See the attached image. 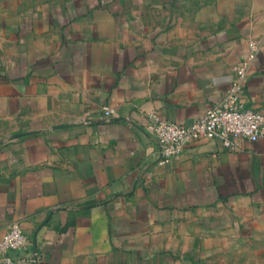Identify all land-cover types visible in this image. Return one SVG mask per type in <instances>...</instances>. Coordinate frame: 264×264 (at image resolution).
Instances as JSON below:
<instances>
[{"label": "crops", "instance_id": "0c3cea01", "mask_svg": "<svg viewBox=\"0 0 264 264\" xmlns=\"http://www.w3.org/2000/svg\"><path fill=\"white\" fill-rule=\"evenodd\" d=\"M252 38L242 100L264 111V0H0V237L20 222L22 264H264V137L162 162L152 129L219 103Z\"/></svg>", "mask_w": 264, "mask_h": 264}, {"label": "built area", "instance_id": "2783aa9c", "mask_svg": "<svg viewBox=\"0 0 264 264\" xmlns=\"http://www.w3.org/2000/svg\"><path fill=\"white\" fill-rule=\"evenodd\" d=\"M261 45L258 39L248 41L247 52L236 64V76L226 95L202 116L191 123L156 119L152 129L161 149L162 162L178 155L189 142L203 137L220 138L227 148H237L240 139L256 141L264 137V111L246 107L242 100L250 67ZM113 111L106 108L104 116L109 118ZM29 240L20 222H11L8 231L0 237V264H22L30 259L19 253L27 247Z\"/></svg>", "mask_w": 264, "mask_h": 264}, {"label": "water", "instance_id": "95a60500", "mask_svg": "<svg viewBox=\"0 0 264 264\" xmlns=\"http://www.w3.org/2000/svg\"><path fill=\"white\" fill-rule=\"evenodd\" d=\"M66 125V124H65Z\"/></svg>", "mask_w": 264, "mask_h": 264}]
</instances>
